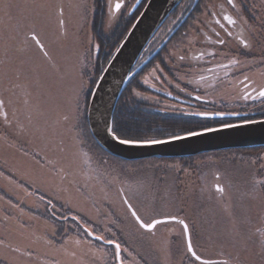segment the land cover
Listing matches in <instances>:
<instances>
[{"label":"rangeland","instance_id":"374dc122","mask_svg":"<svg viewBox=\"0 0 264 264\" xmlns=\"http://www.w3.org/2000/svg\"><path fill=\"white\" fill-rule=\"evenodd\" d=\"M131 1L134 0H124V7L109 26L106 23L108 0H37L49 5L41 9V18L45 21L48 41H55L50 44V50L62 72L60 76H44L42 86L31 83L29 105L24 103L25 88L16 87L18 83L29 82L17 81L13 71L22 56L18 50L23 47V33L29 23L22 17L29 13L22 8L20 14L9 19L0 12V61L4 62L0 64V73H6L0 75V98L5 101L4 111L11 122L5 123L0 116V186L3 184L6 189L0 191V264H116L113 245L105 244V249H97L96 244L102 245V241L85 238L80 231L84 229L88 233L87 230H97V227L101 235L117 240L132 253L129 256L122 252L126 264H188L181 226L174 223L158 226L156 239L163 238L164 243L142 237L123 204L125 196L146 220L151 215L171 213L194 224L193 244L205 258H220L218 253L223 250L226 255L231 253L234 260L238 256L240 264H264L259 240L253 235L257 227H264V199L244 195L250 190L251 177L264 175L260 167L264 161L252 164L254 159L264 156V148L211 152L186 161L179 158L125 161L104 151L91 135L85 122L91 98L87 94L94 91L101 68L107 67L149 2L129 17V12L138 5L131 7ZM15 2L23 5L24 0ZM60 4L65 10L67 36L56 40L55 9ZM189 18L181 24L188 23ZM170 33L164 41L171 39ZM157 36L158 33L142 53L133 69L134 76L120 96L126 91L127 104L130 89L137 87L139 91L159 84L157 77H149V83H143L156 67L154 58L141 62L149 56L148 47ZM90 37L100 43L99 52L90 51ZM171 45L168 57L174 52ZM248 76L256 81L258 88L264 85V69L256 77ZM247 103L248 100H243L244 105ZM63 115H68L69 120L64 121ZM134 125L142 129L150 127H144L141 121ZM129 127L132 126L129 124ZM243 151L253 153L239 156ZM168 165H179L182 170ZM217 172L221 175L220 181L215 179ZM217 182L226 189L223 200H218L214 191ZM39 192L53 201L63 200L66 209H72L76 219L65 220L82 222L85 219L93 227H85L83 223L77 235L63 238L73 227L76 230V226L72 227L68 221L57 226L41 219L43 215L36 201ZM10 198L14 203L22 201L23 205L13 204ZM233 224L240 232V242L235 244L228 235Z\"/></svg>","mask_w":264,"mask_h":264},{"label":"flooded vegetation","instance_id":"af4514ba","mask_svg":"<svg viewBox=\"0 0 264 264\" xmlns=\"http://www.w3.org/2000/svg\"><path fill=\"white\" fill-rule=\"evenodd\" d=\"M146 1H131V7L136 3L138 5L131 13L129 12L128 16L136 15ZM235 3L237 8L234 9L228 5L227 0H184L170 16L171 19H168L158 31L154 44L148 47L150 48L147 54L149 56L143 57L141 62L154 58L156 65L163 69L156 73L159 84L142 87L139 90L142 97L129 96L132 113L144 127H157L160 129V134L165 136L183 134L188 127L199 130L204 127H219L225 122L238 123L246 119L264 118V102L248 100V103L244 105L243 99L240 98L245 91H251L252 88L258 89L255 80L249 78L245 82L244 76L251 74L256 77V73L264 69V0H235ZM211 13H216V16L213 17ZM224 15H231L237 20V24L228 25L223 21ZM188 18V23L182 25L181 23ZM241 18L247 23H243ZM216 19H220L225 27L221 28L220 25L215 24ZM228 31H231V36L227 34ZM169 32L172 37L166 42L164 40L167 38L164 39V37ZM216 32H219V38L225 41L223 45L215 43ZM240 39L248 41L251 46L244 48L239 42ZM170 45L174 52L168 57ZM161 46L163 47L159 51ZM202 52H215L216 55H204L199 58ZM179 55H184L186 59L180 61ZM230 57L238 58L242 64L230 67L227 70L228 74L225 75V69L218 68L217 65L227 63ZM208 69H214V71L210 72ZM200 75H204L206 80L199 81ZM189 81L199 82L189 83ZM242 81L247 83L250 89H245ZM148 87L152 88L148 89ZM196 96L202 99L196 100ZM244 107L255 110L246 112L247 109L245 110ZM196 111L234 114L207 120L186 114ZM248 153L253 152L243 151L238 154L241 156ZM261 178H264V175H261ZM2 189L6 190L3 184L2 187L0 186V191ZM36 201L39 205L38 211L43 215L41 219H47L49 224L57 226H62L67 221L72 227L76 226V230L73 227L63 238L77 235L83 223L85 227H93L85 219L82 222L81 220H65L67 217L72 219L73 213L72 209H66V205L62 204L63 200L56 202L39 192ZM12 203L17 206L23 205L22 201ZM39 212L36 214L40 217ZM80 231L85 234V238L91 240H95V235L102 234L99 227L97 230H91L92 236H89L84 229ZM95 247L105 249V244L102 241V245L96 244ZM109 250L112 249L109 248Z\"/></svg>","mask_w":264,"mask_h":264},{"label":"snow or ice","instance_id":"6c2138e0","mask_svg":"<svg viewBox=\"0 0 264 264\" xmlns=\"http://www.w3.org/2000/svg\"><path fill=\"white\" fill-rule=\"evenodd\" d=\"M228 5L232 8H237V4L235 0H227ZM49 7L44 2H37V0H24L23 5L18 4L15 0H0V12H3L9 19H12L14 15L20 14L21 9L23 8L24 11L29 13V16L22 17V19L28 20L29 23L26 25L27 30L23 33V47L20 48L18 51L22 54L19 64L14 68V74L17 81H27L29 83H18L16 87H24L25 88V105L30 104V99L32 96V92L29 90L31 83H35L37 86H42V78L48 75H56L60 76L62 69L56 61V58L52 54L50 50V44L54 43L55 41H48L47 33L45 31V21L41 18V9ZM124 7V0H116L113 4L112 0H108L107 5V21L106 23L110 26L116 19L117 13H119ZM56 17H57V36L56 40L64 38L67 36L66 30V21L64 19L65 10L63 4H60L56 7ZM213 17L216 16V13H211ZM143 16V13H141ZM243 23H247L243 21ZM223 21H225L228 25L235 26L237 24V20L234 19L231 15H224ZM215 24L220 25L221 28H224L225 25L221 23L220 19H216L214 21ZM136 25H133L135 28ZM227 31V29H225ZM214 31V29H213ZM227 34L229 36L232 35L231 31H228ZM217 39L215 43L223 45L225 41L220 39L219 32L215 33ZM210 39V38H209ZM240 44L244 48H249L251 45L248 41L244 39H240ZM89 44L91 46L90 51L99 52L101 45L100 43H96L94 38H89ZM123 47V45H121ZM121 47L116 48V52L119 53L121 51ZM204 55L215 56V52L211 53H200V57L202 58ZM113 59H115L113 57ZM178 59L180 61H184L186 57L184 55H179ZM193 59H197V57H193ZM4 63L0 61V64ZM111 64V61H109ZM242 61L238 58L230 57L228 58L227 63H220L217 65L218 68L225 69V75L228 74L227 70L232 66H240ZM107 67L101 68V75L98 77L99 80H103L104 76L103 73L108 72ZM157 71H163L159 65H156L155 68L143 79L144 84L149 83V77H156ZM208 71L212 72L214 69H208ZM0 75H6V73H0ZM62 79V77H60ZM249 77L247 75L244 76V81H248ZM206 80L204 75H200L199 81ZM199 81H189V83ZM243 83V81H242ZM179 87V85H177ZM245 89L249 88L247 83H244ZM183 91V89H181ZM131 95L134 97H141L142 93L138 91L136 88L130 89ZM170 94V93H169ZM88 96L94 97L96 95L95 92L89 91ZM191 95V93H189ZM241 99L247 100H260L264 102V86H260L257 88H252L251 91H245ZM87 99V97H86ZM196 100H201L202 97L196 96ZM79 107L77 103V108ZM5 108V101L4 99L0 98V116H3L4 122L10 124L11 122L8 119V113L4 111ZM36 111L39 112L38 106L36 107ZM183 111V110H181ZM79 114V113H78ZM188 115L198 116L205 120L207 119H214L215 117H223L225 115H233L234 113H223V112H209V111H196L191 113H186ZM239 115V113H235ZM29 122H31L32 117L29 116ZM62 119L64 121L69 120L68 115H63ZM243 124H256V123H264V121H258L254 119H246L242 122ZM240 125L233 124V123H222L220 127H204L199 130H189L184 132L183 134H171L165 138H137L134 136L129 135L127 129L123 128L116 120H113L111 123L106 124V132L111 137V139L117 142L120 145H158V144H168L175 141L186 140L192 137L203 136L208 133L221 131L225 128H233L238 127ZM23 129V126H21ZM60 151H63V148L60 146ZM85 155H87L85 153ZM257 161H264V156L257 157L252 161V164L255 165ZM106 163V162H105ZM170 168H175L177 171L182 170L179 165H168ZM260 167L264 169V164H261ZM216 181H220L221 175L219 172L215 173ZM250 183V190L246 192L244 195L250 197L251 199H264V178H257V175H253L249 181ZM214 191L217 194L218 200H223L225 196L226 189L223 184L217 182L214 186ZM122 195L124 190H120ZM123 204L127 207L128 211L131 214V217L134 219L136 225L138 226V231H140L141 236L150 237L152 238L157 244L164 243L165 241L163 238L156 239L157 234L159 232L158 226H167L169 224H178L182 228V236L184 238L185 244V252L184 256L188 261V264H240L239 257L237 256L234 260L231 253L225 254L223 250L219 251L218 256L220 258L213 259V258H205L201 254L198 253L196 246L193 244V232L195 225L190 224L186 218H182L178 214H164V215H151L147 220L144 219L141 214L137 211V209L133 206L127 196L123 199ZM228 211V209H225ZM230 214V213H229ZM76 219V217H73ZM88 235L92 236L93 232L91 230H87ZM169 231H172L171 229ZM114 235V234H113ZM229 237L233 240L234 244L239 243L240 232L238 227L233 224L232 230L229 232ZM256 236L260 243V254L264 256V227H257L253 233ZM95 239L98 241H103L104 244L113 245V258L116 261V264H126L124 257L122 256V252H127L129 256L132 255L127 248H122L121 244L117 242L115 239L106 238L103 235H95ZM77 243L79 244L80 241L78 240ZM246 243V241H245ZM139 264V262H137Z\"/></svg>","mask_w":264,"mask_h":264},{"label":"water","instance_id":"95a60500","mask_svg":"<svg viewBox=\"0 0 264 264\" xmlns=\"http://www.w3.org/2000/svg\"><path fill=\"white\" fill-rule=\"evenodd\" d=\"M143 16L134 22L123 39L119 53L115 52L107 65L104 79L98 80L87 110L89 131L96 143L110 155L125 161H140L149 158H190L201 154L232 149L264 147V123L243 124L233 128L208 133L203 136L158 145H120L106 132V124L113 121L119 98L142 53L155 37L169 16L183 0H148ZM133 71V72H132ZM264 121V118L255 119ZM220 127V126H219Z\"/></svg>","mask_w":264,"mask_h":264},{"label":"trees","instance_id":"16d2710c","mask_svg":"<svg viewBox=\"0 0 264 264\" xmlns=\"http://www.w3.org/2000/svg\"><path fill=\"white\" fill-rule=\"evenodd\" d=\"M126 93V91L123 93L122 97L120 98L118 105L116 107L115 110V114H114V119L116 120L123 128L127 129L129 132V135L137 137V138H150L151 136H162L160 134V129L157 127H147L148 129H142L139 125L136 126L133 124H135L137 121L134 114L132 113V109L130 108V103L127 104V101H124V94ZM127 100V99H126ZM130 101V100H129ZM88 105V102H87ZM87 109V106H86ZM86 124L87 123V117L85 119ZM129 124L132 127H129ZM155 130L154 132H147L146 130ZM156 138H163V137H156ZM264 148V147H263ZM195 158V157H193ZM193 158H181L180 160L185 161V160H191ZM13 264V263H12Z\"/></svg>","mask_w":264,"mask_h":264}]
</instances>
